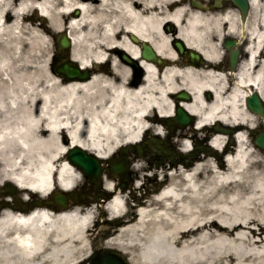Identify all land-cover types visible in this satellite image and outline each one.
Returning <instances> with one entry per match:
<instances>
[{"label":"bare ground","instance_id":"bare-ground-1","mask_svg":"<svg viewBox=\"0 0 264 264\" xmlns=\"http://www.w3.org/2000/svg\"><path fill=\"white\" fill-rule=\"evenodd\" d=\"M190 1L0 0V183L46 195L58 177L70 188L81 174L66 160L69 149L108 160L138 143L145 128L165 135L176 106L194 115L190 131L196 133L217 122L252 125L244 97L249 85L264 96V63L258 59L264 0H249V59L228 82L219 71L220 45L223 36L237 32L236 14L196 9ZM61 34L73 41L68 58L91 70L88 79H63L48 61L39 63L38 54L48 45L57 48ZM176 38L212 66H188L171 44ZM140 43L151 45L161 64L139 58ZM124 55L140 60L142 78L136 80L137 70ZM180 91L190 101L175 103ZM184 129L171 164L149 174L133 158L137 179L128 190L103 180L112 195L105 208H97L109 218L94 219L92 226L108 236L96 245L120 251L129 264H264L262 152L244 131L237 132L234 147L216 134L208 140L209 152L190 162ZM139 172L154 181L162 175L166 185L159 188L156 181L139 197ZM93 208L1 211L0 264H81L94 240Z\"/></svg>","mask_w":264,"mask_h":264},{"label":"water","instance_id":"water-1","mask_svg":"<svg viewBox=\"0 0 264 264\" xmlns=\"http://www.w3.org/2000/svg\"><path fill=\"white\" fill-rule=\"evenodd\" d=\"M237 3L245 6V0H235ZM69 45V42L67 39L62 36L58 41V46L62 49H67ZM226 46V44H225ZM175 47L179 53L183 52L185 50L184 44L181 41H175ZM142 56L146 59H155V54L152 52L151 48L148 45H143L142 49ZM190 58L197 59L198 55L190 52L189 53ZM123 59L129 60L128 57L123 56ZM236 60V53H231V59L230 62L233 63ZM57 74H60L64 76L67 79H73V78H81L86 79L89 76V73L87 71H81L79 67L74 65L73 63L68 62L67 60L61 62L58 65L53 66L52 69ZM245 105L246 107L252 111L253 113L259 115L264 119V108L262 106V102L260 100L259 94L257 92L252 93V95L245 98ZM176 123L180 126H185L189 122H191V116H189L181 107H178L176 109ZM262 130L259 132V134L255 137L254 143L259 146L261 149L264 150V121L262 122ZM67 159L69 162L75 166H77L81 172L90 177L92 179L93 183H96L101 175V172L103 171V168L101 167L100 161L90 155L84 152L83 150L79 148H72L69 150L67 154ZM115 172H122L123 165L119 164L114 166ZM15 192V188L8 184V187L5 189L0 188V194H13ZM55 201L61 205L62 207H65V197H63L61 194H57L55 196ZM4 204L0 203V208L3 207ZM96 264H128L122 256L119 254L113 252V251H105L97 260Z\"/></svg>","mask_w":264,"mask_h":264},{"label":"flooded vegetation","instance_id":"flooded-vegetation-1","mask_svg":"<svg viewBox=\"0 0 264 264\" xmlns=\"http://www.w3.org/2000/svg\"><path fill=\"white\" fill-rule=\"evenodd\" d=\"M201 4L203 5V7L207 6L209 8V10L212 11H226L229 10L232 13L231 14H236V21L237 24L239 26V30L238 33L236 35H225L223 38V41L228 40V41H233L236 42L241 38V25H242V21H241V9L233 2V0H219V3L217 4L215 2V0H211L208 3L203 2V0H201ZM250 6H248L247 11L245 13V26L247 27L248 23L250 22ZM236 46L234 47L235 49L238 50V60L237 63L234 64V66H231L229 64V52L227 50L224 51V56L222 58L221 61V67L224 70V73L227 76V79L230 80V69H238V66L240 64V62H242L244 59L248 58V52H247V37H246V29H245V36L242 38L241 42H239L238 44H235ZM222 46V45H221ZM263 59L264 60V49L261 52L260 56H259V60ZM184 62L187 63V61L184 59ZM204 66H207V64H205ZM260 129V125L258 124L256 127V131ZM223 128L221 126H212L211 127V132L212 134L218 131H222ZM131 175V173L129 172V176ZM110 171H107V176L106 177H110ZM121 183V182H120ZM98 189H95V187L93 186V184L91 183V181L89 179H83V181L81 182V184L78 187L77 190V199H73L74 201H72L73 203H81V204H86L89 203L90 200H92L93 195H97V191ZM51 199H49L50 201ZM50 205H53V203H51Z\"/></svg>","mask_w":264,"mask_h":264},{"label":"rangeland","instance_id":"rangeland-1","mask_svg":"<svg viewBox=\"0 0 264 264\" xmlns=\"http://www.w3.org/2000/svg\"><path fill=\"white\" fill-rule=\"evenodd\" d=\"M57 55L58 56V58L59 59H62L63 58V56H64V53L63 52H61V51H58L57 52V49L55 48V46H49L48 45V47L46 48L45 47V50L43 51V53H41V54H38V60H39V63L40 64H43V63H46L47 61H48V63L50 62V59H51V56L52 55ZM167 128L165 127V130H166ZM166 131H168V130H166ZM187 131V133L188 134H191V136L193 135L192 134V132L190 131V130H186ZM177 132H178V130H176V131H174V134H173V138H171L172 139V141L174 142V144H175V146H174V149H175V151H177L176 149H178V147H180V142H179V139H175V138H177V137H175L176 135H177ZM204 135L205 134H203V133H199L198 134V137H200V141H201V144H205V142L204 141H202V139L204 138ZM147 136H150V137H152V136H154L153 135V133L152 132H149V134H146L145 135V137H147ZM156 137V136H155ZM159 139H162L163 141H167V140H169L168 138H166V136H162V137H160ZM190 139V138H189ZM191 142H192V140H191ZM139 145H141L142 144V142H140V143H138ZM138 144H136V145H134V149H133V151H131V152H133L132 153V155H130V160H133V158H134V160H136L140 165H142V167L144 168V169H146V170H148V173L149 174H152L153 172H154V170L156 169V168H158V167H160L163 163L162 162H160L159 161V157L158 156H156V154H154V152H153V156H151V155H149L148 153H145V154H143L142 156H137L136 155V153H135V150H136V146L138 145ZM249 144L251 145V146H253V144H252V142L250 141V139H249ZM206 145V144H205ZM126 147H128V145H125V148ZM258 152H262V151H260L258 148L256 149ZM116 156V155H115ZM262 156L264 157V153L262 152ZM189 157L191 158V156L189 155ZM192 159V158H191ZM194 160H196V159H192L191 161H194ZM169 164V162H167V165ZM150 167L151 168H153V170H150ZM139 177H140V179H139V181H140V184H142V185H140L138 188H136L135 189V192L137 193V195H139V194H148V190L149 189H151L152 188V186H154V184H156V181H154V180H149V179H146V178H144V176H143V174H142V172H139ZM137 179V177H135V180ZM134 180V181H135ZM79 182V181H78ZM77 182V183H78ZM76 183V184H77ZM127 189H128V187H127ZM35 195H38V194H36V193H34ZM45 208H47V209H49V210H51L52 212H54V213H58V212H61V211H70V210H72V209H74V208H79V209H81V211H83V209H82V206H80V205H72L71 207H68V209H64V208H57V209H53V208H49V207H45ZM94 217L92 218V222H91V225H90V228L92 229L93 228V226H92V223H93V220L95 219V217H98L99 218V216H98V211L96 212L95 211V213H94ZM100 219V218H99ZM95 236L98 234V232L97 231H95ZM95 236H93V234H92V237H95ZM89 248H90V250H89V253H90V251H91V249H92V241H90V244H89ZM87 257V256H86Z\"/></svg>","mask_w":264,"mask_h":264}]
</instances>
